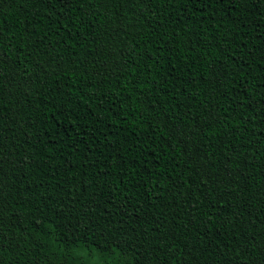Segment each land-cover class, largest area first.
Wrapping results in <instances>:
<instances>
[{"label":"trees","instance_id":"obj_1","mask_svg":"<svg viewBox=\"0 0 264 264\" xmlns=\"http://www.w3.org/2000/svg\"><path fill=\"white\" fill-rule=\"evenodd\" d=\"M0 214V264H264V0H0Z\"/></svg>","mask_w":264,"mask_h":264},{"label":"snow or ice","instance_id":"obj_2","mask_svg":"<svg viewBox=\"0 0 264 264\" xmlns=\"http://www.w3.org/2000/svg\"><path fill=\"white\" fill-rule=\"evenodd\" d=\"M49 2H51V0H49ZM225 0H221V3H224ZM65 3H71V0H65ZM7 220L6 216H3L2 214H0V232H2V229L4 227V222ZM115 241H113V244L115 245ZM0 247H2V245H0ZM116 247H119V245H116Z\"/></svg>","mask_w":264,"mask_h":264}]
</instances>
